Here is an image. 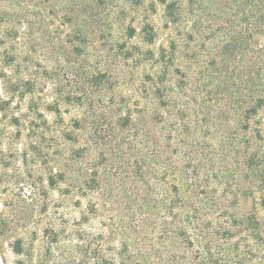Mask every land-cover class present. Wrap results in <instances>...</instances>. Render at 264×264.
I'll list each match as a JSON object with an SVG mask.
<instances>
[{
  "label": "rangeland",
  "instance_id": "374dc122",
  "mask_svg": "<svg viewBox=\"0 0 264 264\" xmlns=\"http://www.w3.org/2000/svg\"><path fill=\"white\" fill-rule=\"evenodd\" d=\"M258 1L0 0V264H117L123 241L131 252L161 248L158 230L130 196L134 178L122 172L131 151L112 148L106 157L118 166L91 204L97 213L73 188L87 138L103 146L126 135L118 122L128 113L163 112L151 95L160 47L173 58L163 94L187 100L197 119L208 114L197 136L207 132L216 162L227 159L235 170L236 189H250L237 193L233 211L253 214L261 233L241 230L233 239L240 252L251 249L252 264H264V111L231 130L260 94ZM172 2L173 31L165 28ZM145 26L156 32L152 44L143 41ZM254 150L260 162L249 171L241 161Z\"/></svg>",
  "mask_w": 264,
  "mask_h": 264
},
{
  "label": "trees",
  "instance_id": "16d2710c",
  "mask_svg": "<svg viewBox=\"0 0 264 264\" xmlns=\"http://www.w3.org/2000/svg\"><path fill=\"white\" fill-rule=\"evenodd\" d=\"M173 5V2L169 3L165 8V28L171 31L176 27L177 17ZM255 5L256 12L260 10L257 18L264 36V0H259ZM134 32L132 28L126 29L129 38L133 37ZM141 32L143 41L148 44H152L157 37L153 26H145ZM169 41L173 49L174 40L170 38ZM260 52V78L257 84L260 94L254 104L242 110V120L232 123L233 134L241 129V122L247 123L258 110L264 111V46ZM167 57V50L160 47L157 62L162 65V70L155 76L151 92L158 99L163 112L152 117L143 108L137 111L134 118L128 113L119 119L118 126L131 133L113 138L110 136V141L103 146L98 139L87 138L85 147L77 156L81 164L76 171L73 188L81 197L88 198L91 206L103 195L101 185L104 176L110 175L111 169L118 166L117 163L107 162L106 157L111 149L120 148L117 149L120 155L126 154L125 150L131 151L132 162L125 159L122 172L134 178L130 196L134 197L133 202L140 201L139 214L151 219L152 229L158 230L161 248H156V252L151 249L144 252L138 246L131 252L127 242L123 241L117 264H232L233 259H237L239 264H252L251 249L240 252L239 243L233 239L235 233L241 230L252 232L254 236L261 233L253 214L237 216L233 211L237 193L241 191L247 194L250 189L237 190L235 170L226 167L228 160L216 162L212 146L208 144L207 132L197 136L195 129L206 124L208 114L204 113L197 119V111L187 100L172 101L163 94L162 85L171 67L168 63L173 59ZM249 91L252 95L253 86ZM250 99L253 98L250 96ZM208 126L205 128L209 129ZM237 140L236 135L231 137L233 148L239 144ZM256 156L257 150L246 154L241 164L252 171L260 162L255 160ZM97 207V204L92 205L90 211L97 213ZM231 249L235 251L234 256L230 254ZM101 263L114 264V261L103 259Z\"/></svg>",
  "mask_w": 264,
  "mask_h": 264
}]
</instances>
